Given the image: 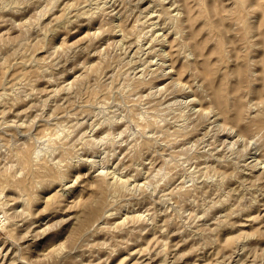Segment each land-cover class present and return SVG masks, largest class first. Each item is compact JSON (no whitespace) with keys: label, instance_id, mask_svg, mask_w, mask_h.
Here are the masks:
<instances>
[{"label":"rangeland","instance_id":"374dc122","mask_svg":"<svg viewBox=\"0 0 264 264\" xmlns=\"http://www.w3.org/2000/svg\"><path fill=\"white\" fill-rule=\"evenodd\" d=\"M156 1L0 0V264H264V0Z\"/></svg>","mask_w":264,"mask_h":264},{"label":"bare ground","instance_id":"6f19581e","mask_svg":"<svg viewBox=\"0 0 264 264\" xmlns=\"http://www.w3.org/2000/svg\"><path fill=\"white\" fill-rule=\"evenodd\" d=\"M156 1V0H155ZM139 2V1H138ZM157 2V1H156ZM159 2V1H158ZM177 1H175V3H176ZM190 2V1H189ZM138 4V3H137ZM163 4V3H162ZM169 5V4H168ZM191 7V6H190ZM175 8V7H174ZM180 8H182V7H180ZM158 9V8H157ZM146 10V9H145ZM154 10V9H153ZM151 11H152V9H151ZM168 11V10H167ZM193 11V10H192ZM153 12V11H152ZM155 13V12H154ZM187 14V13H186ZM159 15V14H158ZM163 15V14H162ZM147 16V15H146ZM164 16V15H163ZM158 17V16H157ZM159 19V18H158ZM158 19H157V21H158ZM175 21V20H174ZM142 22V21H141ZM160 22V21H159ZM175 23V22H174ZM157 24V23H156ZM156 31V30H155ZM154 31V32H155ZM151 35H153V34H151ZM158 36V35H157ZM157 38V37H156ZM166 38V37H165ZM161 40V39H160ZM165 73V72H164ZM165 78V77H164ZM219 89V88H218ZM217 93V92H216ZM219 95H220V93H218ZM216 96H217V94H216ZM258 163V162H257ZM263 168V167H262ZM71 186V185H70ZM72 191V190H71ZM95 210L96 209H92V211L90 210V212L92 213V214H94L95 213ZM99 211V210H98ZM91 213H89V215H91ZM97 215V214H96ZM92 216V215H91ZM30 234V233H29ZM196 235V234H195ZM28 236V235H27ZM137 251V250H136ZM139 253V252H138ZM207 261V260H206ZM196 263V262H195ZM3 264V263H2Z\"/></svg>","mask_w":264,"mask_h":264}]
</instances>
